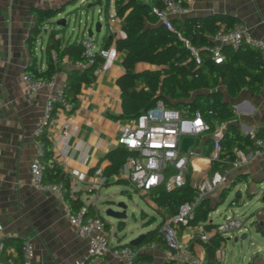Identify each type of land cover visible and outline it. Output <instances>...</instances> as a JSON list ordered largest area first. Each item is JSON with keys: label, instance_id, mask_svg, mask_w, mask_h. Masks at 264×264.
<instances>
[{"label": "crops", "instance_id": "crops-1", "mask_svg": "<svg viewBox=\"0 0 264 264\" xmlns=\"http://www.w3.org/2000/svg\"><path fill=\"white\" fill-rule=\"evenodd\" d=\"M72 1L74 0H0V145L2 147L0 223L4 227L5 236L12 239L6 247L0 243V264H9L14 260L18 263L21 244L25 238H29L35 247L33 264H78L88 255L87 239L79 234L78 227L71 224L67 218L66 201L54 192L34 188L31 183V162L35 157H40L42 151V143L34 134V130L39 125L45 126L47 136L52 141L55 160L71 175L72 196L80 199L85 205H92L101 216H103L101 209H107L108 205L115 203L109 187L110 184H117L114 176L110 179L105 178L99 188L95 187L93 191H88L86 185L97 180L93 167L96 165L103 167L106 164L105 155L119 146L118 136L121 127L130 121L119 117L122 112L121 92L116 84L117 77L124 71L122 66L124 52L118 51L114 44L110 45L109 55L97 69L95 80L89 85L82 86L77 102L69 109L56 105L54 110L48 113L45 108L46 100L55 88L43 87L34 97H30L25 93L21 79L22 72L34 59L40 69L47 67L45 38H40L38 41L36 58L32 57L27 45V38L36 23L35 10L61 6ZM183 1L190 8V12L185 16L206 17L214 13L232 14L247 25L254 37L264 40V0ZM111 3L114 9L112 13H115L114 1L111 0ZM89 5L91 3H87L86 13H88ZM105 22L101 31L95 34L96 39H93L95 50L102 47V41L107 32V15ZM92 25L89 26L92 27ZM49 30L47 28V32ZM62 35L64 40L68 38L72 40L76 37V35L74 38L66 37L64 32L58 34V36ZM124 36L121 21L114 38ZM63 59L65 60L60 62V69L56 71L57 87L64 86L68 73L78 67L66 58ZM226 96L235 111L231 121L239 125L241 132L256 130L262 125L264 85L258 93L242 89L235 98L228 94ZM49 114H51L50 117ZM208 138L211 139L208 135L204 138L205 146ZM253 148L245 152L249 153ZM196 162L200 167L196 166ZM192 165L188 175L192 178L194 186H197L199 183L195 174L205 167L210 166L211 169V162L195 158L192 160ZM229 169L214 172H225ZM241 171L250 176L249 182L245 183L247 190L248 186H263L264 153L253 156L241 169L231 170L229 183L234 175ZM81 174H84V179L79 178ZM223 185L219 187L220 190ZM104 186H108L105 191L102 190ZM124 190L127 189H122V194H125ZM148 193L141 194L146 195L151 203ZM218 213L220 212L214 210L209 218L215 221ZM251 213L248 211L243 215L244 218L249 215L246 219L248 231L250 228L260 231L261 228L259 229V225H254L256 224L254 221L261 216L264 217V207ZM108 217L109 219L103 216L109 226L106 232L110 236L111 234L117 236L113 244L129 243L136 237V235L127 236V234L118 236L116 230H123L125 227L121 229L115 218ZM123 221L125 223V220ZM196 233L197 226L178 228V237L188 244H191L192 237ZM193 249L206 261V248L201 242H195ZM257 252L259 253V251L252 252L248 260H241L236 264L249 261L254 264H264V259ZM140 253L152 254L153 260L138 264H165L168 260L165 248L160 244L151 251ZM219 262L225 264V260ZM105 264H127V262L124 258L108 253L105 256Z\"/></svg>", "mask_w": 264, "mask_h": 264}, {"label": "trees", "instance_id": "trees-1", "mask_svg": "<svg viewBox=\"0 0 264 264\" xmlns=\"http://www.w3.org/2000/svg\"><path fill=\"white\" fill-rule=\"evenodd\" d=\"M76 0L67 4L75 3ZM111 0H106V15L109 12ZM115 14L122 20L124 37L114 38V35H105L102 41L103 48L114 44L115 48L124 52L122 66L124 71L116 79L121 92V109L119 117L127 120L136 119L142 112L154 106L158 101L167 107L176 108L186 113L200 111L203 117L211 124L212 131L216 121H227V127L221 140L220 156L212 159L211 170H226L232 167L236 156V149L247 150L253 147L254 138L249 133L241 132L239 125L231 121L235 115L234 108L226 98L237 97L242 89L258 93L264 85V57L261 52L246 42L238 46L225 44L222 46L224 59L216 62L211 56L209 47L214 44L212 36L219 30H229L240 18L228 13H214L206 17L185 16L173 19L175 30L162 23L154 11V7H163V0H113ZM184 5L183 0H176ZM61 6L36 9V23L27 38V45L32 57L36 58L38 41L45 38L47 67L40 69L36 60L28 64L25 71L34 78L49 79L60 69V62L66 58L71 63L80 62L82 68L72 69L63 86L64 94L72 105L78 100V94L83 85L91 84L95 78V70L102 66L105 58L95 52L92 56L85 54L82 36L64 40L58 36L65 27H57V17L66 11ZM86 6V5H85ZM46 25L51 28L47 32ZM46 29V30H45ZM96 39V38H95ZM94 39V40H95ZM191 46L199 50L201 62L198 63L192 55ZM57 53L58 61L52 59V53ZM45 128V126H44ZM257 137L264 138V120L255 130ZM42 143L40 159L45 164L44 179L61 182L63 184L64 200L73 211H78L85 204L71 194V175L66 172L55 160L53 144L46 131L38 136ZM205 154L211 152V139L206 140ZM132 151L119 145L111 149L106 155V164L102 167L107 179L117 174ZM92 170H95L96 167ZM249 174L238 172L230 183L223 185L220 190L219 201L216 206L210 195L203 196L196 206L192 217L188 219V226H202L205 231H212L216 222L209 218L228 198L239 184L249 182ZM117 184H127L125 179H115ZM131 195V190H124ZM199 192L194 186L190 175L186 183L173 190H166L163 186L149 191L148 197L151 206L160 214V219L146 211L141 212L144 226H149L142 243L157 242L164 248L168 245L162 232L165 220L175 215L182 203L189 201ZM240 190H236L238 199ZM231 204V202H230ZM85 215H100L92 206L87 205ZM119 227H125L124 221ZM106 224V228H108ZM264 233V229H260ZM226 238L220 233H213L209 240L202 242L198 235L192 237L189 247L193 249L195 242H201L206 248L207 259L205 264H221L216 257V249L225 242ZM12 239L3 237V245L7 246ZM124 245H130L124 243ZM150 253H139L132 259V264L151 262ZM17 260L9 264H16ZM165 264H178L174 259ZM244 264H254L249 261Z\"/></svg>", "mask_w": 264, "mask_h": 264}, {"label": "built area", "instance_id": "built-area-1", "mask_svg": "<svg viewBox=\"0 0 264 264\" xmlns=\"http://www.w3.org/2000/svg\"><path fill=\"white\" fill-rule=\"evenodd\" d=\"M86 1V0H84ZM159 20L168 28L175 30L172 20L175 17H182L190 12V8L176 0H163V7H154ZM86 16V14H85ZM62 17L60 14L57 18ZM68 24L72 21L74 25L72 32L81 35L85 47V54L92 56L95 52L104 58L108 57L109 49L100 47L95 50V43L92 37L87 35L89 21L83 22L82 17L67 16ZM121 19L115 13L107 15V35H115L117 26ZM88 23V24H87ZM214 44L209 47L212 58L216 62H222L224 53L222 46L230 44L238 46L241 42H246L251 47L259 50L264 57V40L254 37L248 30L247 25L242 21H237L229 30H219L213 36ZM192 55L200 63L201 57L199 50L191 46ZM53 61L57 62V53H52ZM65 60V59H63ZM82 68L83 64L75 63ZM98 69V68H97ZM97 70H95L96 73ZM21 79L24 84L25 93L34 97L43 87L55 88L50 93L45 104L48 113L52 112L56 105L71 108L72 104L64 94L63 86L57 87V72H54L49 79L34 78L29 72L23 71ZM225 122L223 127L221 123ZM227 127V121H216L215 129L212 131L211 124L203 117L200 111L186 113L176 108H170L164 102L158 101L154 106L142 112L136 119L122 125L118 144L132 151L127 160L121 166L119 172L114 175L115 179H125L127 184L140 193H147L150 190L163 186L170 191L181 187L186 183L192 160L200 158L203 161L211 162L220 156L221 140ZM45 131L44 125H39L35 130V136H39ZM254 138L253 150L245 152L236 149L232 167L223 172L216 171L209 180L203 184H198L199 192L189 201L182 203L175 215L168 217L163 226L162 232L166 243L165 248L167 259H174L180 264H205V259L200 254L189 247V244L178 237V228L187 224L200 199L208 195L211 190L223 184L229 183V173L237 170L249 163L253 156L264 153V138L257 137L255 129L247 131ZM210 136L212 139L211 152L205 154L204 138ZM193 137V143L187 150L182 149V138ZM2 147L0 145V155ZM45 164L40 157H35L30 165L31 183L34 188L43 191L56 193L64 199L63 184L61 182L47 181L44 179ZM94 175L97 177L95 182L86 185L88 191H93L105 180L101 166L96 167ZM84 179V174L79 176ZM246 188L245 183H243ZM241 199V195H240ZM239 200L232 199L231 207H236ZM228 208L229 213L223 220L216 223L212 231H205L202 226H197V233L202 242L209 240L213 233H220L224 237H239L242 231L248 235L246 220L235 210ZM87 205L82 206L74 212L70 206H66V215L69 222L78 227L79 234L88 241V255L86 259L78 264H105V256L108 253L124 258L128 263L140 252H148L158 246L157 242L141 243L138 246L113 244V240L106 232V222L103 216L85 215ZM243 234V233H242ZM241 234V235H242ZM4 227L0 223V243L3 244ZM226 248L224 242L216 249V257L219 261L226 258ZM35 257V247L29 238H25L21 244L20 260L17 264H33Z\"/></svg>", "mask_w": 264, "mask_h": 264}, {"label": "rangeland", "instance_id": "rangeland-1", "mask_svg": "<svg viewBox=\"0 0 264 264\" xmlns=\"http://www.w3.org/2000/svg\"><path fill=\"white\" fill-rule=\"evenodd\" d=\"M87 1V0H86ZM84 1V0H76L75 3L69 4L66 8V12L61 13L62 17L68 14V17L71 16L73 19L74 16L82 17L83 22H85V14H86V9L84 8L87 3H95L93 6L89 7V10L87 11L88 13V18H89V25H92V27H95V24L97 21H100L103 25L106 23V0H89V1ZM101 2V3H98ZM113 4L111 3L109 6V13L112 14L113 12ZM60 18V17H59ZM55 19L56 21L59 19ZM58 28L61 26L57 25ZM73 27H78L77 25H74L73 22L71 21L67 27H65L64 34L66 37L74 36L76 35V32H72ZM47 28H51L50 25H47ZM46 30V29H45ZM74 35H73V34ZM95 39V35L92 37ZM228 98V96H226ZM237 104V103H236ZM221 125L224 127L225 122L221 123ZM210 167V166H209ZM203 168L200 172H197L195 174V178L199 184H203L206 180H209L215 170H211L210 168ZM110 189L112 190L111 196L113 200L115 201L114 204L108 205L109 207L113 208H118V203L119 202H125L127 205V218L125 219V228L123 230H116L118 232V236H127L130 235H140L143 232H146L149 228V226H144V219L141 216V212L144 210L148 212L149 214H154L157 216L158 220L160 219V214H158L154 208L151 206V203L148 201V198L146 195H142L140 192L133 190L132 187H130L128 184L120 183V184H110L109 185ZM221 187V186H219ZM219 187H216L215 189L210 191V196L213 200L214 206H216L219 201V196L218 192L220 190ZM108 188V186H104L103 191ZM122 189H127L131 190L132 194H122L121 190ZM240 190L241 194V199L240 197L237 199L239 200V205L236 207H231L230 202L232 199L236 196V190ZM264 185L260 186L257 185L255 186H248V190L244 188V184H239L235 190H233L226 201L221 204L216 211H219L215 216V221L220 222L223 220V217L229 213L228 209L229 207L232 208L233 210L236 211L237 214L244 215V212L251 211L252 213L257 211V209L261 208L262 206L264 207ZM150 199V198H149ZM106 209H101L102 215L109 219V217L105 214ZM251 213V214H252ZM249 216V215H248ZM247 216V217H248ZM244 217V216H243ZM247 217L244 219L246 220ZM254 225H259V229L263 228L264 229V217L261 216L257 218L254 221ZM113 231V229H112ZM111 231V233H112ZM242 233L239 234V239L237 241L234 240V238H228L226 240V259H225V264H236V262L241 261V260H248L251 257L252 252L254 251H259L258 254H260L261 258L264 259V233L250 228L248 231V235L245 239H241ZM111 239L115 242L117 239V236H114L111 234Z\"/></svg>", "mask_w": 264, "mask_h": 264}, {"label": "water", "instance_id": "water-1", "mask_svg": "<svg viewBox=\"0 0 264 264\" xmlns=\"http://www.w3.org/2000/svg\"><path fill=\"white\" fill-rule=\"evenodd\" d=\"M99 3V2H98ZM68 3H64L63 5H61V8H64L67 6ZM95 3H91V5H89L90 7L93 6ZM87 5L84 6V8L86 9ZM89 8V7H88ZM66 12V11H64ZM69 13H66L65 16L63 17H60L57 21H56V24L61 26V27H67L68 26V22H67V16H68ZM174 19H177V18H174ZM86 21L89 20L88 18V14L86 13V18H85ZM102 23L100 21H97L96 24H95V27H89L87 29V35L89 37H93L96 33H99L101 31V28H102ZM51 114H49V117H50ZM193 137H183L182 138V149L183 150H187L189 148V146L193 143ZM241 195V194H240ZM264 200V198H263ZM105 214L107 216H110V217H113L115 218L118 222L120 221H123L127 218V205L125 202H119L118 203V208H113V207H108L106 210H105ZM147 232V231H146ZM146 232H143L141 233L140 235H138L137 237H134L133 239H131L129 241V244L132 245V246H138L139 244L142 243L143 239L145 238L146 236ZM247 237V233L244 232L240 238L241 239H245ZM239 239V237H235L234 240L237 241ZM128 264H132V262L128 263Z\"/></svg>", "mask_w": 264, "mask_h": 264}, {"label": "bare ground", "instance_id": "bare-ground-1", "mask_svg": "<svg viewBox=\"0 0 264 264\" xmlns=\"http://www.w3.org/2000/svg\"><path fill=\"white\" fill-rule=\"evenodd\" d=\"M196 166H197V167H200V165L198 164V162H196Z\"/></svg>", "mask_w": 264, "mask_h": 264}]
</instances>
